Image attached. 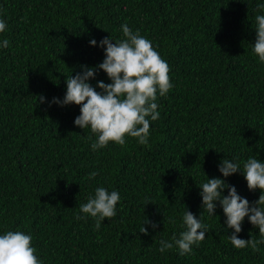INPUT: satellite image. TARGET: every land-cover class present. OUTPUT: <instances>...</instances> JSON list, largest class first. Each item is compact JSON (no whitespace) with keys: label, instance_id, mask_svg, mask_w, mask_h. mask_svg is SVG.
<instances>
[{"label":"trees","instance_id":"obj_1","mask_svg":"<svg viewBox=\"0 0 264 264\" xmlns=\"http://www.w3.org/2000/svg\"><path fill=\"white\" fill-rule=\"evenodd\" d=\"M257 15L264 0H0V44L9 41L0 47V234L31 235L42 264H264V243L235 248L221 205L214 216L203 210L199 188L220 178L250 206L261 195L242 172L218 171L223 159L241 171L250 157L264 162ZM124 23L166 60L173 87L157 93L147 145L125 137L93 151L96 135L74 124L80 106L49 105L63 100L67 77L102 63L100 41L122 39ZM98 81L111 83L102 70L89 83ZM98 187L120 200L96 230L95 218L77 217ZM186 210L207 226L205 239L184 255L161 253L162 239L186 230ZM146 220L158 227L144 235ZM241 228L239 239H264L247 217Z\"/></svg>","mask_w":264,"mask_h":264},{"label":"clouds","instance_id":"obj_2","mask_svg":"<svg viewBox=\"0 0 264 264\" xmlns=\"http://www.w3.org/2000/svg\"><path fill=\"white\" fill-rule=\"evenodd\" d=\"M258 7H260L258 5ZM256 41L253 51L259 61L264 63V15H257ZM123 38L114 41L111 36L102 39L99 46L104 49V60L96 67L82 66V72L66 79V94L63 100L53 98L51 104L64 107L67 105L80 106V115L75 118V126L90 128L96 135L91 147L93 151L106 147L110 142L123 146L125 137L136 138L141 145L148 144L150 122L160 117L157 111V93L165 96L173 87L170 80V68L159 52L153 47L152 42L142 36L140 32L133 31L127 23L122 26ZM6 30V23L0 20V33ZM91 46H96L95 39L90 41ZM9 41L3 40L0 47L7 48ZM98 70L106 73L111 83L105 84L98 81L93 87L89 81L94 79ZM99 88L100 91L96 89ZM40 103L45 102L43 95L38 97ZM150 118V119H149ZM91 139V137H88ZM218 171L224 178L237 172H242L247 182L249 191L259 190L261 195L251 206L246 198H242L235 186L225 183L224 179L207 178V182L199 187L202 198V208L214 216L216 202H219L226 217V225L234 232L228 236L231 244L237 249L250 247L253 252L259 251L258 245L264 239L250 240L239 239L237 234L242 231L241 225L247 217L249 222L258 228L261 237H264V162L250 157L240 164L233 160L223 159L218 165ZM98 172H91L86 179L92 180ZM227 189L228 195L223 191ZM120 200L118 191L109 192L104 187H98L94 196L88 198L87 203L80 206L84 219L87 216L96 219V230L101 227L105 218L116 216V205ZM202 216V214H201ZM150 224L155 230L158 224L148 220L140 228V233L147 235L144 225ZM183 226L186 230L175 235L170 241L161 240L159 251L164 253L173 247L181 255L190 253L193 245L205 239L208 232L207 226L198 220L190 211L183 214ZM32 247V236L22 231H7L0 234V264H42Z\"/></svg>","mask_w":264,"mask_h":264}]
</instances>
